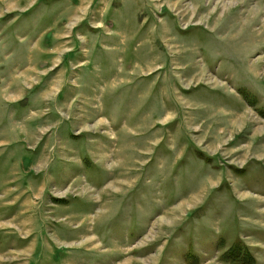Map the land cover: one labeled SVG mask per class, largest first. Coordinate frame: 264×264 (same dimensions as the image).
<instances>
[{
	"label": "rangeland",
	"instance_id": "obj_1",
	"mask_svg": "<svg viewBox=\"0 0 264 264\" xmlns=\"http://www.w3.org/2000/svg\"><path fill=\"white\" fill-rule=\"evenodd\" d=\"M0 264H264V0H0Z\"/></svg>",
	"mask_w": 264,
	"mask_h": 264
}]
</instances>
